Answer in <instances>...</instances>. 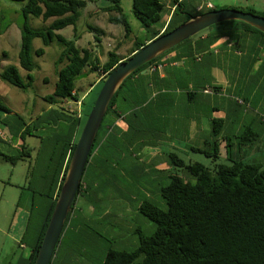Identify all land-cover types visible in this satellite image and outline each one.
<instances>
[{
  "label": "trees",
  "instance_id": "1",
  "mask_svg": "<svg viewBox=\"0 0 264 264\" xmlns=\"http://www.w3.org/2000/svg\"><path fill=\"white\" fill-rule=\"evenodd\" d=\"M12 1L22 2L21 12L24 20L20 26L18 62L26 71L25 81L19 68L13 64L2 66L0 63V78L23 90L30 87L33 82L30 72L36 67L33 54L41 55L44 52L43 47L33 50L32 40L39 38L43 45H48L50 41L56 39L61 47L55 60L57 79L52 93L44 99L51 104L64 100H73L77 104V101H80V114L77 110H69L65 106H60L59 109L50 108L43 114L37 115L31 122L32 126L26 124L18 113H14L12 122L4 119L2 114L9 113L10 109L0 103V123L8 127L9 135L12 137L22 139L31 129H42L45 126L52 128L55 126L54 129L57 130L63 127L60 125L65 127L60 131L59 136L57 133L55 138L46 139L47 145L50 146V154L43 169V177L48 183L45 190L33 191L34 196L37 194L43 199V203L46 201L45 207L42 206L37 228H32L35 230V237L28 243L29 254L24 260V264H33L69 159L108 72L145 43L169 32L190 16L218 8L213 6L196 10L194 0H172L174 8L169 14L165 4L160 0H132L133 13L141 22L146 38L144 41L135 40L128 55L120 56L116 50L108 51L107 59L99 66L100 62L91 50L78 48L75 45V40L79 38L77 35L68 39L56 32L69 25L75 31L82 9L91 0ZM110 7L119 12L118 16L110 17L111 22L121 24L127 35L130 32L129 24L122 14L119 0H114V4ZM240 10L257 14L251 8ZM260 15L264 17V11ZM29 17H40L44 21L47 19L51 21L45 28H32L28 25ZM164 25L165 28L161 33L160 29ZM207 29L144 63L127 75L116 89L91 146L78 191L63 226L62 236L49 264H80L82 261L88 264H264V167L241 156L237 158L230 156L229 138H221V128L224 123L222 118L211 119L210 133L203 140L206 150L190 147L210 157L213 162L212 167L197 161H185L171 151L167 152L165 167L157 168L156 165L160 162L155 158L149 163L133 164L134 169L139 170L140 173L147 165H151L150 167L157 173L169 171L175 166L180 171L170 173L166 182L159 188L162 207L147 199L138 204V213L151 221L154 228L149 234L135 229L134 234L137 239L135 246L129 249L114 247L116 239L109 241L98 232L87 230L75 216V212L79 209L76 206L79 195L83 198L82 203L92 206L94 212L90 213L91 216L98 209L99 202L94 201L92 189L97 182L96 179L103 173V166L99 160L100 152L109 150L114 152L121 138L124 140L128 137L135 139L138 136V139L145 137L147 124H139L138 120L143 118L142 113L149 109L148 103L152 101L153 96L148 85L154 84L158 89L192 87L187 90L188 96L195 95L206 85L213 91L219 89L220 85L215 83V78L211 74V69L217 66L213 45L223 37L227 38L226 41L235 39L237 30L248 33L255 41L254 45L264 49V32L245 22L222 21ZM202 34L205 35L201 37ZM175 49H181L182 52L177 56V60L182 64L176 68L177 74L181 76L180 83L160 78L157 70L151 72L148 69L153 62H158ZM260 49L256 53L257 57L262 52ZM98 69H102L106 74L99 79V88L91 104L84 110V100L93 90L86 93L87 95L83 94V97L80 96V89L76 87L75 80L79 79L84 71L94 72ZM142 71L147 72L142 74ZM148 73L151 75L147 76ZM239 99L246 102L244 96ZM119 119L122 123L118 126ZM18 120L20 123L17 125ZM123 127L126 128L125 131ZM241 135L243 145L245 141L247 143L254 141L253 138H244V132ZM222 139L225 156L230 160V164L217 162ZM144 143L148 145V142ZM130 154L137 159L139 157V151L132 150ZM24 157H29V153L24 151L23 145L13 154L0 150V159L12 164L24 160ZM108 217L105 214L93 219L92 222L98 225Z\"/></svg>",
  "mask_w": 264,
  "mask_h": 264
},
{
  "label": "rangeland",
  "instance_id": "2",
  "mask_svg": "<svg viewBox=\"0 0 264 264\" xmlns=\"http://www.w3.org/2000/svg\"><path fill=\"white\" fill-rule=\"evenodd\" d=\"M210 1L217 8H240L244 10L251 8L257 15H260L264 9L259 0L251 4L252 6L250 7L247 0ZM113 4L114 0L88 1L86 7L81 11L75 31L71 25L56 31L68 39H72L77 35L79 38L75 40V45L78 48L91 50L97 56L100 62L99 66L107 59L108 51L116 50L120 56L128 55L134 41H144L146 36L144 29L141 27V22L133 13L132 0H119L122 14L129 24L130 32L127 35L121 24L112 23L110 20L111 16H118L119 14L117 10L110 7ZM21 6L22 2L19 1L0 0V63L2 66L6 64L16 65L25 81L26 71L21 68L18 62L20 26L24 20ZM50 21L51 19L44 21L40 17H29L28 25L32 28H45ZM204 30L208 29L205 28ZM31 47L33 50L38 47H43L44 49L41 55L33 54L36 67L30 72L33 77L31 86L23 90L0 78V103L10 109V112L3 113L2 117L12 122L14 113H18L26 124L32 126L31 122L33 119L50 108L59 109L60 106H65L69 110H77L78 113V105L73 100L57 101L51 104L44 99L45 96L52 93L57 79L55 60L61 51L58 41L53 39L48 45H43L41 39L35 38L31 42ZM238 58L239 56L234 53L230 57L220 56L221 61L218 65L223 67V70L231 71V75L228 78L229 83L227 85L220 84L222 91L216 97L223 104L228 100L232 103L238 97L244 96L246 98L248 103L240 102L242 107H236L238 119L228 123L230 128L235 129L243 118L247 119L250 116L260 114L264 115V92L262 91L264 83L258 89L255 86H245L244 83L248 80L246 75L251 73L254 76L253 74L256 71L254 69L249 71L248 63L245 61L240 62ZM222 62L225 63L223 64ZM219 70L214 71V73L211 72V74L215 75L216 72L222 76L223 73L221 71L223 70L221 68ZM103 73L102 69L94 72L84 71L83 74L85 75L75 80L76 87L80 89V96L88 94L91 91V84L101 78ZM227 77H224L225 81ZM98 88L99 86L97 85L91 94H86L83 105L84 110L91 104ZM246 109L249 110L248 113H245ZM243 122L246 125V120ZM19 123L20 121L18 120L17 125ZM61 126H63L61 130L48 126L42 129H31L30 133L24 134L21 139L20 137L9 135L8 127L0 123V137L2 138L0 140V150L4 153L13 154L17 153L21 149V145H23L24 151L29 153V157H24V160H18L14 164L0 159V264H23L28 257V243L31 241L32 231H34L32 228L36 226L39 219V214L36 212H39L43 205V199L38 197L37 194L34 196L33 191H39L37 182L40 178V170L44 167L43 162H47L48 157L44 155L46 150H48L46 139L55 138L56 134H59L65 128L64 125ZM241 134L242 131L235 133L237 136L228 140L230 156L235 158L234 153L238 146L240 152H242L240 154L241 157L247 161H254L260 156L257 154L258 150L250 151L244 148L241 142ZM244 135H246L245 132ZM138 137L136 139L128 137L124 140L121 138L114 152L112 150L100 152L99 160L103 166V173L96 179L97 182L92 189L94 201L99 202L95 213L92 216L90 215L94 210L91 205L82 203L83 198L81 195H79L76 205L79 209L75 212V216L80 221V224L83 223L87 230L98 232L100 236L107 238L109 241L116 239L114 241L116 246L114 247H119V249H129L135 246L137 240L134 234L135 229H139L145 234H149L153 230L154 224L138 213L137 206L140 201L147 199L162 207L163 201L160 197L159 188L166 182L170 173L179 171L175 166L169 171L157 173L155 169L150 167L151 165H147L141 173L139 170L136 171L133 164H145L149 160L139 150V146H136ZM256 143H254V147ZM152 146L158 148L160 153L158 160H164L165 165L167 152L171 151L185 161H197L207 167L213 166L210 157L190 148L206 150L203 142L161 139L158 141L157 146L149 144L147 147ZM132 150L133 152L139 151L138 159L130 154ZM217 162L230 164V160L225 156L224 146L223 154L220 155ZM262 166L264 167V164ZM135 173L138 174L136 175ZM30 212H32L31 215ZM105 214L109 216L107 220L98 225L92 222L93 219ZM104 242L107 244L106 241ZM80 264H88V262L82 261Z\"/></svg>",
  "mask_w": 264,
  "mask_h": 264
},
{
  "label": "crops",
  "instance_id": "3",
  "mask_svg": "<svg viewBox=\"0 0 264 264\" xmlns=\"http://www.w3.org/2000/svg\"><path fill=\"white\" fill-rule=\"evenodd\" d=\"M160 1L165 4V7L170 14V12L174 8L171 3L172 0ZM257 1L258 0H247V2L249 3V7L252 6L251 4H254ZM259 1L261 5L264 6V0ZM194 3L196 5V10L199 6H201L202 9L208 8L205 5L206 3H210L213 6L210 0H194ZM162 28H165V25ZM204 35L205 34H202L201 37H203ZM236 35L237 37L233 40L226 41L227 38L223 37L213 45V54L216 56L217 66L213 67L211 69V72L214 73V71L219 70V68L223 70V67L218 65L221 61L220 56L230 57L231 54L234 53L235 55L239 56L238 60H240V62L245 61L249 63V71L251 69H254L256 71V73L253 74L254 76H252L251 73H248L246 75V78L248 80L246 83H244V85L249 87L255 86L258 89L261 87V85H263L262 83H264V49H260L259 47L255 46V41L252 37H250V35H248V33L237 30ZM252 49L255 51L253 52ZM259 49L262 52L257 57L256 53ZM181 53V49H175L161 58L163 62L159 60L164 64V67L158 71V76L160 78H164L176 83L181 82V76L177 74L176 70V68L181 66L182 64L181 61L177 60V56ZM222 63L224 64L225 62ZM224 70L221 71L223 73L222 76H220L216 72L215 75L213 74L215 83L218 85H220L221 83L227 85L229 83L228 78L231 75V71ZM227 72H229L228 75ZM142 74H146V71H142ZM150 75L151 74L149 73L147 74V76ZM224 77H227L226 81L224 80ZM99 79L100 78H98L91 84V90H94L98 85ZM147 87H149L150 91L152 92V101L148 103L149 109L145 111V113H142L143 118H140L138 120L139 124H147V132L145 137H141L138 139V143L136 144V146H139V150L142 151L143 155H146L149 158V160L147 161L148 163L151 162L153 158H155V160L160 162L156 165L157 168L165 167L164 160H158V156L160 155V153L158 152V148H154L155 146L147 147L149 144L157 146L158 141L161 139H165L168 141L178 139L180 141L203 142V140H205V137L210 133L211 119L222 118L224 120V123L221 128V138L230 139L231 137L237 136L235 135V133L244 131L246 133V135H244V138H253L254 141L252 143H247V141H245L246 143L245 145H243V147L249 149L250 151L258 150L257 154H259L260 156L255 159L254 162H258L261 165L264 164V115L260 114L257 116H250L247 119L243 118V120H240V124L236 129L232 127L230 128L228 123L230 121L238 119V114H236V107L241 108L242 106L240 105V102L236 100L237 98L233 100L234 102L232 101L233 104L229 100L225 101L224 104L218 101L219 98L216 97L222 91L221 87H219V89H215V91H213L215 93H206L202 91L203 89L205 90L206 88H210L208 87V85H206L204 88L197 91L195 95L192 96H188L187 94V90L191 89L192 87H186V89H181L179 87H173L171 89H158L154 84H150ZM262 91L264 92V88H262ZM248 111L249 110H247L245 113H248ZM244 120H246V125L243 124ZM117 121V125L119 126L120 119ZM123 130L125 131L126 128L123 127ZM144 142H148V145H144ZM255 142L257 143L254 147ZM46 144H48V142ZM223 146L224 140L222 139L220 143V155L223 154ZM46 147L48 150H46L44 155L48 157L50 154V146ZM241 153L242 152H240V149L237 146L234 157L237 158L241 156ZM44 162L43 164L45 167L47 162ZM43 169L40 170L41 173L39 172L40 178L37 182L39 190H45L48 183L47 180L43 177ZM45 205L46 201L42 206L45 207ZM42 210L43 208L41 207V210L39 212H36L37 214H39V219L37 220L35 228H37L41 219L40 216L42 214ZM32 233L33 236L31 237L30 242H32L35 237V230L32 231Z\"/></svg>",
  "mask_w": 264,
  "mask_h": 264
},
{
  "label": "water",
  "instance_id": "4",
  "mask_svg": "<svg viewBox=\"0 0 264 264\" xmlns=\"http://www.w3.org/2000/svg\"><path fill=\"white\" fill-rule=\"evenodd\" d=\"M228 20L245 22L264 32V17L235 8L212 9L190 16L174 29L151 39L130 56L119 61L107 74L84 122L82 131L73 149L68 167L48 219L39 249L33 264H49L63 232V226L78 191L91 146L108 104L124 78L144 63L159 56L183 40L209 26ZM85 74H81L79 78Z\"/></svg>",
  "mask_w": 264,
  "mask_h": 264
},
{
  "label": "built area",
  "instance_id": "5",
  "mask_svg": "<svg viewBox=\"0 0 264 264\" xmlns=\"http://www.w3.org/2000/svg\"><path fill=\"white\" fill-rule=\"evenodd\" d=\"M205 5H206V7H208V8L213 7L210 3H206ZM201 9H202L201 6L197 7V10H201ZM163 30H164V28L161 29V33L163 32ZM163 66H164V64L158 61V62H153V63L149 66L148 69H149V71H151V72L154 71V70L159 71V70H161V69L163 68ZM105 74H106V73H103L102 75L104 76ZM204 92H206V93H212L213 90L210 89V88H206V89L204 90ZM237 100H238V102L243 103V101H242L241 99L237 98ZM77 105H78V114H80V109H79L80 101H77Z\"/></svg>",
  "mask_w": 264,
  "mask_h": 264
}]
</instances>
